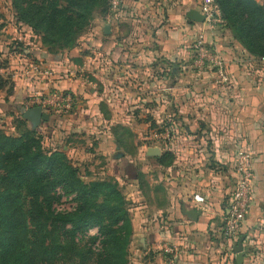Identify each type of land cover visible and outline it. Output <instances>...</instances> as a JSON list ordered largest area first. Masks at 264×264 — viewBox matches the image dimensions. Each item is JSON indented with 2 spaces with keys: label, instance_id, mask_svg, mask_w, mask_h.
<instances>
[{
  "label": "crops",
  "instance_id": "crops-1",
  "mask_svg": "<svg viewBox=\"0 0 264 264\" xmlns=\"http://www.w3.org/2000/svg\"><path fill=\"white\" fill-rule=\"evenodd\" d=\"M117 2L115 14L101 25L100 48L81 55V65L45 54L21 56L13 73L14 100L24 101L40 90L73 95L80 112L52 116L36 129L40 134L56 133L60 125L67 135L71 124L77 129L87 125L83 133L107 134L117 150L124 148L115 141V128L130 137L144 129L145 141L154 137V144L143 146L146 165L116 160L112 170L121 191L124 185L130 188L133 203L135 195L144 198L143 204L128 207L131 246H139L134 264H235L219 229L233 190L235 155L250 153L252 200L239 235L244 237L242 264H252L262 256L264 243V61L249 55L229 33L189 22L186 14L200 10L199 0ZM198 32L223 58L226 83H218L210 67L194 64L191 46ZM32 66L51 70V75L36 76ZM59 148L66 151L67 142ZM165 154L173 158L169 165ZM183 207L200 213L196 221L182 214ZM141 209L143 218L136 221ZM165 244L176 246L178 254L165 255Z\"/></svg>",
  "mask_w": 264,
  "mask_h": 264
},
{
  "label": "trees",
  "instance_id": "trees-1",
  "mask_svg": "<svg viewBox=\"0 0 264 264\" xmlns=\"http://www.w3.org/2000/svg\"><path fill=\"white\" fill-rule=\"evenodd\" d=\"M113 0H10L16 24L40 37L52 60L73 59L71 51L93 14H106ZM118 1V0H117ZM223 27L252 57L264 61V0H213ZM31 55V54H30ZM3 85L0 84V90ZM53 121L55 114H49ZM16 136L0 132V264H127L133 234L121 188L112 177L84 182L60 148L43 145V137L21 117ZM117 130V131H116ZM115 128L114 138L126 148L129 134ZM126 133V134H125ZM166 163L173 158L163 155ZM124 159V157H121ZM160 165L162 157L157 159ZM56 189L74 196L75 208L56 211ZM100 234L82 238L90 228Z\"/></svg>",
  "mask_w": 264,
  "mask_h": 264
},
{
  "label": "rangeland",
  "instance_id": "rangeland-1",
  "mask_svg": "<svg viewBox=\"0 0 264 264\" xmlns=\"http://www.w3.org/2000/svg\"><path fill=\"white\" fill-rule=\"evenodd\" d=\"M199 2L201 5L202 0H199ZM258 3L261 4L260 2ZM113 14H115V11L112 8V5L111 8L107 10L106 14H102L100 10L96 11L92 16L89 25L79 35L77 39V46L71 51V53L74 52L80 55H87L86 53L92 54L97 51V48H100L102 39L101 36H103L101 32V25L109 21ZM14 15L15 12L11 7L10 0H0V84L3 85V89L0 90V132H3L6 135L10 136L17 135L14 120L20 117L22 118L21 110L25 109V100L16 102L13 97L16 92L17 83V81L13 77V73L15 72L14 68L17 67L19 63V61L17 60L22 59L20 58L21 56L25 58L31 53L46 54L45 49L41 47L40 37L31 33V31L27 27L16 24ZM209 25L211 27H209L210 29H208L210 32H213L215 29H217L221 32L229 33L230 37L232 38L231 32L223 27V23H211ZM97 27L98 30H96ZM233 41L236 42L235 40ZM207 48L211 52L219 55L217 51H214L210 47ZM248 62L250 63V60ZM208 68L209 67L207 66V69ZM76 107L74 100L75 109L73 108L71 113H69L65 117L68 118L72 114H75L78 111L80 112L81 109ZM93 124H95V121L93 122ZM54 125L58 126L59 124L56 123ZM86 126L87 125H85V127H82V129H77L74 128V126H72L71 124L69 129L66 131L68 132V134L66 135L65 131H61V127L59 125V127H55L56 133L43 131V134H41L43 137V145L53 150L61 147L63 141L67 142L68 149L66 151L64 150V152L66 153V156L68 157L71 164L80 169L81 178L84 182H89L92 179H104L105 177H112V170L114 167L113 164L116 160H127V162L129 160L135 163L137 166H144L147 164V162H149V158L145 156L143 146L145 142H151L152 144H154V137L151 141H145L143 138L148 136H146V134H148L146 133V130L137 129L136 133H134V135L129 137V139L127 140L130 147L117 150L116 146L109 142L110 139L108 140L109 136L107 134L89 136L83 133L82 130L83 128H86ZM28 127L30 128L29 123ZM94 127L96 128V126ZM140 128L143 127L141 126ZM60 136H62L63 138H61L60 140L57 139ZM50 138H54V140L51 142L49 140ZM134 149L136 151L133 154ZM118 154H123L124 156L122 157H124V159L118 157ZM129 189L130 188L128 187V185H124L122 187V194H124L126 198L125 201L127 203V208L129 207V209L131 210L133 209L134 205L137 206L143 204L144 198L140 197L139 195H135L136 201L133 203V200L130 196L131 190ZM57 208L61 210H68L71 208V205L68 201H62L57 206ZM143 211V209L137 210L139 216L136 217V221L138 218H143L140 213ZM132 216H134V213L132 214ZM94 236L95 235L92 233L89 237ZM86 239V237L82 238L83 242L86 241ZM263 241H261L260 244H262ZM137 248H139V246L136 243L135 245L131 246L130 241L128 246L127 264H134V259H136V253L134 249ZM259 248H261L262 256H260L256 261H253L252 264H264V243L263 245H260ZM138 254V257H141L140 253Z\"/></svg>",
  "mask_w": 264,
  "mask_h": 264
},
{
  "label": "built area",
  "instance_id": "built-area-1",
  "mask_svg": "<svg viewBox=\"0 0 264 264\" xmlns=\"http://www.w3.org/2000/svg\"><path fill=\"white\" fill-rule=\"evenodd\" d=\"M112 8L115 10L118 6L117 0H113ZM199 12L204 16L206 23H223L219 11L213 3V0H202ZM193 62L195 65H206L212 69L214 77L218 83H226L228 75L225 69L223 58L208 50L203 32H198L192 43ZM31 72L34 75H44L46 77L51 75V70H42L32 66ZM87 83V79L85 80ZM25 109L35 106H40L42 111L48 114H55L66 116L74 108V97L67 90H52V91H37L29 98L25 99ZM234 185L228 206L221 217L220 235L223 242L226 244L228 253H232V249L239 238V230L244 218L248 212L249 205L252 200L251 185L253 180V173L251 169V154L246 151H239L234 158ZM57 195H61V200L54 205L56 211H65L58 209L57 206L62 201L70 202L71 208L66 211H71L75 208L74 196L63 195L60 189H56ZM94 234L97 238L93 249L95 251L100 249V234L96 227L90 228L85 237ZM178 248L174 245H163L162 252L171 258L178 254ZM172 260H170L171 262ZM171 264V263H170Z\"/></svg>",
  "mask_w": 264,
  "mask_h": 264
},
{
  "label": "water",
  "instance_id": "water-1",
  "mask_svg": "<svg viewBox=\"0 0 264 264\" xmlns=\"http://www.w3.org/2000/svg\"><path fill=\"white\" fill-rule=\"evenodd\" d=\"M186 19L192 23H203L204 16L197 10L191 9L186 14ZM108 26H105V32H107ZM22 119L29 123L30 128L35 130L39 127L42 123H47L50 120V115L42 111L40 106H35L29 109H22L21 110ZM157 152H152V155H156ZM121 155V154H120ZM121 157V156H120ZM182 214L189 220V221H196L197 216L200 215L199 212L195 210L188 209L186 210L185 207L182 208ZM243 241L244 237H239L238 241L236 242L235 246L232 249V252L235 254V264H242L243 263Z\"/></svg>",
  "mask_w": 264,
  "mask_h": 264
}]
</instances>
